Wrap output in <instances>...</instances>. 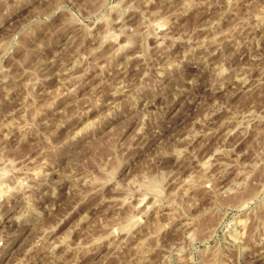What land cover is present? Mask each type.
I'll return each instance as SVG.
<instances>
[{
  "label": "rangeland",
  "instance_id": "374dc122",
  "mask_svg": "<svg viewBox=\"0 0 264 264\" xmlns=\"http://www.w3.org/2000/svg\"><path fill=\"white\" fill-rule=\"evenodd\" d=\"M1 173L0 264H264V0H0Z\"/></svg>",
  "mask_w": 264,
  "mask_h": 264
},
{
  "label": "bare ground",
  "instance_id": "6f19581e",
  "mask_svg": "<svg viewBox=\"0 0 264 264\" xmlns=\"http://www.w3.org/2000/svg\"><path fill=\"white\" fill-rule=\"evenodd\" d=\"M259 19H260V18H259ZM215 22H216V21H215ZM213 24H214V23H213ZM161 25H162V24H161ZM161 25L155 28V30H157V32L160 31V29H161ZM156 26H157V25H156ZM153 28H154V27H153ZM153 28H152V29H153ZM162 30H163V29H162ZM158 34H159V33H158ZM221 35H222V34H221ZM224 38H225V37H224ZM5 172H6V171H5ZM30 173H31V171H30ZM2 174H3V173H1L0 176H1ZM30 175H31V174H30ZM34 175H35V174L33 173V176H34ZM6 176H7V175H6ZM33 176H31V177H33ZM2 177H4V176H2ZM2 177H1V178H2ZM35 178H36V177H35ZM19 185H20V184H19ZM3 187H4V186H3ZM3 187H2V188H3ZM7 187H8V186H7ZM7 187H6V188H7ZM2 188L0 187V189H2ZM9 188H10V187H9ZM153 189L156 191L157 194H160V192H157L158 190H156L155 187H154ZM2 190H3V189H2ZM2 190H1V191H2ZM3 191H4V190H3ZM10 191H11V190H9V192H10ZM4 192H5V191H4ZM4 192H2V193H4ZM9 192H8V194H9ZM2 193H1V194H2ZM1 196H2V195H1ZM4 196H5V195H4ZM2 198H3V196H2ZM120 229H121V228H120Z\"/></svg>",
  "mask_w": 264,
  "mask_h": 264
}]
</instances>
